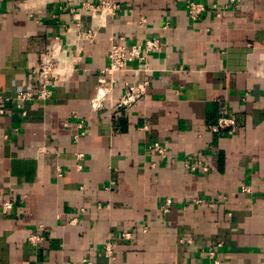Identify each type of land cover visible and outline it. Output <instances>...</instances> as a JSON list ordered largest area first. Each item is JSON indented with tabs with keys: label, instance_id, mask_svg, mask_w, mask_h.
<instances>
[{
	"label": "crops",
	"instance_id": "obj_1",
	"mask_svg": "<svg viewBox=\"0 0 264 264\" xmlns=\"http://www.w3.org/2000/svg\"><path fill=\"white\" fill-rule=\"evenodd\" d=\"M115 1L102 21L83 0H0V94L29 86L42 50L96 32L49 98L0 102V264H264V0H195L196 18L193 0ZM150 37L160 50L106 70L113 44ZM227 115L234 132L212 130Z\"/></svg>",
	"mask_w": 264,
	"mask_h": 264
},
{
	"label": "built area",
	"instance_id": "obj_2",
	"mask_svg": "<svg viewBox=\"0 0 264 264\" xmlns=\"http://www.w3.org/2000/svg\"><path fill=\"white\" fill-rule=\"evenodd\" d=\"M62 1V0H53ZM70 5L71 9H74L75 0H66ZM233 1V0H232ZM83 9L88 10L93 17H100V20H105L106 17L117 15L121 11V5L115 0H83ZM188 11L192 18L199 16L204 10L205 5L202 2L191 1L187 5ZM96 32L93 29L86 31L79 30L75 39L80 40H91ZM74 39H69L63 44L53 43L52 46L42 50L39 54V59L33 69V78L30 80L28 87L18 90L14 95L6 96L0 94V102L13 100L19 109L24 110L26 103L34 99L35 96L42 99H47L51 96L53 88L60 82L69 78L72 72L75 70V66L82 59V52L84 47ZM162 42L159 38L150 37L146 38L141 43H135L131 45H125L122 43H115L112 45L109 51V64L106 68L107 71L116 72L126 70L130 68V64L134 61H144L151 52L160 50ZM148 88L147 81L140 82H127L125 93L116 101V107L118 109H128L136 105L146 94ZM102 98L97 94L92 99L93 108H98L102 105ZM5 109L3 106L0 107V113H4ZM83 124V122H82ZM236 129V120L230 116H221L217 123L212 127V130L216 132L226 131L229 133L234 132ZM155 150L157 149L160 153L163 149L158 145L152 146ZM196 203H201V199H196ZM171 204L169 200L164 205L167 207ZM13 207V200L7 199L1 205L3 212L9 213ZM123 238H130L131 232L125 231L122 233ZM29 241L33 244H38L44 237L38 233H32L29 235ZM106 254L110 259H114V254L111 246L108 244L105 247ZM214 254L213 251L210 252ZM85 264H93L88 260H85ZM216 260L213 264H219Z\"/></svg>",
	"mask_w": 264,
	"mask_h": 264
}]
</instances>
